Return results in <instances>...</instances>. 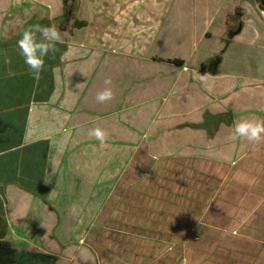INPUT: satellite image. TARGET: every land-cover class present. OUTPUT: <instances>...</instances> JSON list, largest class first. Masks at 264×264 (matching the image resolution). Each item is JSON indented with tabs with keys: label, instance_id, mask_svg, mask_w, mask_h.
I'll return each mask as SVG.
<instances>
[{
	"label": "crops",
	"instance_id": "obj_1",
	"mask_svg": "<svg viewBox=\"0 0 264 264\" xmlns=\"http://www.w3.org/2000/svg\"><path fill=\"white\" fill-rule=\"evenodd\" d=\"M67 1L0 0V237L56 264H264V143L230 139L264 118L259 0H78L61 30ZM36 24L63 37L38 82Z\"/></svg>",
	"mask_w": 264,
	"mask_h": 264
},
{
	"label": "clouds",
	"instance_id": "obj_2",
	"mask_svg": "<svg viewBox=\"0 0 264 264\" xmlns=\"http://www.w3.org/2000/svg\"><path fill=\"white\" fill-rule=\"evenodd\" d=\"M62 43V34L55 25H31L20 33L16 47L34 80L37 82L40 80L45 59L50 55L54 58L59 51L57 45ZM4 63L11 64V58L5 57ZM8 74L14 76L15 72L9 69ZM104 83L106 87L98 91L95 96L96 102L100 104L111 101L115 96L113 88L108 87L112 83L111 79H106ZM76 87L79 88L80 85L77 84ZM88 135L100 141L101 146L105 145L108 138V133L99 127L90 129ZM230 139L233 141L243 139L252 145L264 143V118L234 121Z\"/></svg>",
	"mask_w": 264,
	"mask_h": 264
},
{
	"label": "trees",
	"instance_id": "obj_3",
	"mask_svg": "<svg viewBox=\"0 0 264 264\" xmlns=\"http://www.w3.org/2000/svg\"><path fill=\"white\" fill-rule=\"evenodd\" d=\"M264 8V0H259ZM48 24V22H45ZM61 30L67 29L68 18L66 10L63 17L57 21ZM57 258L50 254L41 253L30 249H17L8 241L0 237V264H56Z\"/></svg>",
	"mask_w": 264,
	"mask_h": 264
},
{
	"label": "water",
	"instance_id": "obj_4",
	"mask_svg": "<svg viewBox=\"0 0 264 264\" xmlns=\"http://www.w3.org/2000/svg\"><path fill=\"white\" fill-rule=\"evenodd\" d=\"M78 0H68L65 5V10L68 18V23L66 24L68 27L73 23V17L77 9ZM73 25V24H72Z\"/></svg>",
	"mask_w": 264,
	"mask_h": 264
},
{
	"label": "built area",
	"instance_id": "obj_5",
	"mask_svg": "<svg viewBox=\"0 0 264 264\" xmlns=\"http://www.w3.org/2000/svg\"><path fill=\"white\" fill-rule=\"evenodd\" d=\"M261 14L264 15V10L261 11Z\"/></svg>",
	"mask_w": 264,
	"mask_h": 264
},
{
	"label": "rangeland",
	"instance_id": "obj_6",
	"mask_svg": "<svg viewBox=\"0 0 264 264\" xmlns=\"http://www.w3.org/2000/svg\"><path fill=\"white\" fill-rule=\"evenodd\" d=\"M78 5H79V1L77 2V7H78Z\"/></svg>",
	"mask_w": 264,
	"mask_h": 264
}]
</instances>
